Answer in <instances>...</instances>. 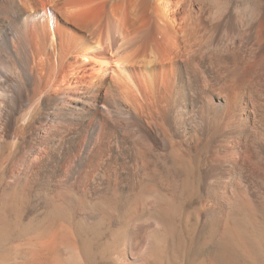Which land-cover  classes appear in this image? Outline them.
I'll return each instance as SVG.
<instances>
[{
  "label": "bare ground",
  "instance_id": "6f19581e",
  "mask_svg": "<svg viewBox=\"0 0 264 264\" xmlns=\"http://www.w3.org/2000/svg\"><path fill=\"white\" fill-rule=\"evenodd\" d=\"M246 10L0 0L5 166V143L20 145L4 185L79 222H36V257L91 250L88 231L104 220L117 264H164L197 247L208 255L192 264H222L230 249L264 246V15Z\"/></svg>",
  "mask_w": 264,
  "mask_h": 264
},
{
  "label": "rangeland",
  "instance_id": "374dc122",
  "mask_svg": "<svg viewBox=\"0 0 264 264\" xmlns=\"http://www.w3.org/2000/svg\"><path fill=\"white\" fill-rule=\"evenodd\" d=\"M216 1L238 12L241 11L240 13L242 14L245 9L248 10L249 8L250 10L253 9L254 12L256 11L257 13L264 15V0ZM24 119L25 117L23 119L21 118L18 124H23L25 122ZM19 146V144H15L12 141H7L3 147L2 155H7L9 157L10 161L8 166H5L0 159V264H117L115 254V248L117 245L114 244V240L112 238L114 237L112 231L113 229L106 220L98 226L89 229L88 239L91 241L94 240V247L91 250L84 249L85 251L76 252L73 248L71 249V247L62 246L61 250L57 251L56 254L54 251L48 252L47 259H43L44 257H42V255L41 257L35 256L30 243L33 238L36 222L40 226L46 225L47 219L51 218H54L57 226H59L60 223L63 224L67 222H73L75 225H79V222H75L76 220L72 218L71 215L73 212L70 207L68 208V206L67 208L65 207L59 214V219L56 216L55 209L52 208L53 206L45 211L43 209L35 211L30 193L26 191V188V190L24 188H20L17 190V193H13L14 191L10 192L9 190L11 188H7L4 185V181L6 180V176L9 172L8 170H10L9 166H12L11 164H14L13 161L15 162V160L19 157ZM41 190L45 193L48 192L47 187H43ZM4 191L5 193L3 194L2 192ZM52 192H54V190L51 191L50 194H53ZM5 194L7 195V199L5 198ZM196 205V198L191 199L187 204L189 208ZM190 230H194L193 226ZM208 230L209 227L207 226L201 228L199 234L197 235L200 237L198 239L201 240ZM208 251V248L197 247L194 253H183L181 254L182 256L180 255L177 258L170 259L169 261L172 263L167 261L168 263L165 262L164 264L197 263L208 255ZM228 253L229 258H227V260L222 264H264V246L261 248L252 247L242 252L230 249ZM161 259H163V257ZM53 260L55 261L54 263L52 262Z\"/></svg>",
  "mask_w": 264,
  "mask_h": 264
}]
</instances>
